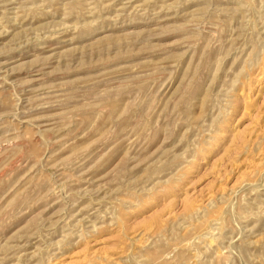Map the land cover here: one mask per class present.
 Segmentation results:
<instances>
[{
  "label": "rangeland",
  "instance_id": "374dc122",
  "mask_svg": "<svg viewBox=\"0 0 264 264\" xmlns=\"http://www.w3.org/2000/svg\"><path fill=\"white\" fill-rule=\"evenodd\" d=\"M0 264H264V0H0Z\"/></svg>",
  "mask_w": 264,
  "mask_h": 264
}]
</instances>
